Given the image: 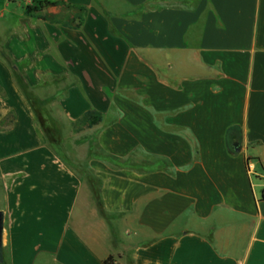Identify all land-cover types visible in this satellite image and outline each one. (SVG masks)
Wrapping results in <instances>:
<instances>
[{
    "label": "crops",
    "instance_id": "obj_1",
    "mask_svg": "<svg viewBox=\"0 0 264 264\" xmlns=\"http://www.w3.org/2000/svg\"><path fill=\"white\" fill-rule=\"evenodd\" d=\"M66 1L2 20L0 264H264V0Z\"/></svg>",
    "mask_w": 264,
    "mask_h": 264
},
{
    "label": "trees",
    "instance_id": "obj_2",
    "mask_svg": "<svg viewBox=\"0 0 264 264\" xmlns=\"http://www.w3.org/2000/svg\"><path fill=\"white\" fill-rule=\"evenodd\" d=\"M47 7H59L61 13L57 15H46L43 13ZM86 7L84 5H77L67 2L66 0H33L23 8V14L28 17L38 18L42 20H49L50 22L61 23L63 26L71 28H79L84 20ZM38 122L50 142H58V138L54 135V129L50 127L45 119L40 114L39 110L35 107L34 102L31 100ZM100 114L98 112L88 110L77 121L81 125L90 127L100 121ZM98 199V192L95 190ZM105 264H117L114 262L112 256H108L104 260Z\"/></svg>",
    "mask_w": 264,
    "mask_h": 264
},
{
    "label": "rangeland",
    "instance_id": "obj_3",
    "mask_svg": "<svg viewBox=\"0 0 264 264\" xmlns=\"http://www.w3.org/2000/svg\"><path fill=\"white\" fill-rule=\"evenodd\" d=\"M32 1L33 0H0V30L2 29V26H3L2 20H5V24H6L7 19L10 20V19H17V18L23 17L22 12H23L24 6L26 5V3H31ZM21 86L24 88L27 95L33 101V97L30 95V92L28 91L27 87L23 83H21ZM35 107L37 108L36 105ZM75 127L81 128L83 126L80 123H75ZM54 135L58 138V142H51V143H53V145L57 147L61 146V137L57 134V132H54ZM61 136L64 138L68 137V133L66 132L65 128H61ZM86 142L89 145L92 144V141L90 139H86L84 143H80L79 149L83 148ZM74 155L75 157H82L83 152H79L78 154L74 153ZM83 173L88 178L89 182L91 183L93 190L94 191L97 190V182L87 173V170L85 167L83 169Z\"/></svg>",
    "mask_w": 264,
    "mask_h": 264
},
{
    "label": "water",
    "instance_id": "obj_4",
    "mask_svg": "<svg viewBox=\"0 0 264 264\" xmlns=\"http://www.w3.org/2000/svg\"><path fill=\"white\" fill-rule=\"evenodd\" d=\"M3 211L0 210V261L2 260Z\"/></svg>",
    "mask_w": 264,
    "mask_h": 264
}]
</instances>
